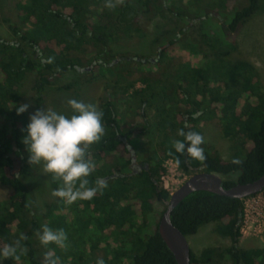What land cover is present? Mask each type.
Returning <instances> with one entry per match:
<instances>
[{"label":"trees","instance_id":"1","mask_svg":"<svg viewBox=\"0 0 264 264\" xmlns=\"http://www.w3.org/2000/svg\"><path fill=\"white\" fill-rule=\"evenodd\" d=\"M170 1L124 0L113 9L105 7L106 0L17 1L19 23L8 25L13 39L0 38V184L8 188L7 205L0 211V231L14 229L18 237L21 233L27 235L28 239L21 241L26 249L23 264H43L45 253L32 239L39 221L30 204L29 180L35 165L28 163L29 152L22 143L30 120L26 111L16 114V107L25 103L21 81L29 73L36 76L31 89L35 105L40 106L51 78L78 71L85 62L99 63L109 41L118 34H139L140 20L149 18L156 8L191 18L183 8L165 6ZM246 2L225 24L232 36L260 8V0ZM185 31L186 27L180 28L177 35L159 45L157 61L169 58V48L183 41ZM199 44L196 42L199 48L186 45L192 62L185 63V71L175 69L173 87V82L161 79H154V84L143 80L145 86L131 96L107 92L98 109L103 112L105 134L89 148V158L96 167L88 179L89 186H94L97 178H104L107 187L102 194L98 192L93 199L78 200L77 204L90 211L89 217L100 215L101 228L119 233L121 248L115 251L129 256L130 264H177L157 230L170 196L159 184L166 159L175 162L179 156V168L188 175L199 171L217 173L224 188L251 182L264 172V84L259 82L255 65L244 60L229 61L223 53L210 59ZM231 48L235 49L234 44ZM48 58H52L51 63ZM139 62L151 63L147 59ZM170 87L173 91L168 93ZM145 106H152L154 112L148 116ZM122 107L127 114L121 115ZM212 119L218 121L224 139L230 143L227 158L205 144L201 145L206 156L203 163L175 153L172 142L183 140L178 130L202 134L204 124ZM142 136L157 139L144 145L146 156L138 161L143 167L133 173L130 164L133 155H138L137 144ZM50 176L54 189L62 186L61 180ZM158 206L162 209L150 226L148 217ZM242 213L243 199L195 191L173 209L171 222L186 237L213 224L214 233L228 242L217 253L219 258L229 264H264V247L239 245ZM5 243L10 242L0 238V247ZM215 254L213 248H205L199 255L190 250V264H208ZM14 262L0 258V264Z\"/></svg>","mask_w":264,"mask_h":264},{"label":"rangeland","instance_id":"2","mask_svg":"<svg viewBox=\"0 0 264 264\" xmlns=\"http://www.w3.org/2000/svg\"><path fill=\"white\" fill-rule=\"evenodd\" d=\"M18 0H0V38L11 40L13 35L8 28L10 23H19L16 3ZM247 4L246 0H171L165 6L183 8L191 18H182L167 8L158 7L149 18L140 20L141 32L135 35L118 34L106 45V55L99 63L85 62L78 71H68L55 75L45 90V99L40 106L35 105L32 85L36 79L34 74H27L20 83V91L24 97V104H28L27 115L30 117L36 110L51 108L67 116L74 114L67 104L68 99H76L87 104H95L99 109L100 103L110 95L131 96L132 93L145 86L143 80L150 83L154 79H161L165 83H175V69L191 64L190 49L186 45L195 47L200 43L201 49L209 54L210 59L217 58L223 53L229 61L244 60L255 65L259 82L264 84V0H260L259 10L246 20L235 36L227 33L225 24L231 19L233 12ZM186 27L182 42L171 46L167 52L169 58L163 62L157 61L158 47L172 39L179 29ZM181 38V39H182ZM234 44L235 49H232ZM214 47V49L212 48ZM194 47V48H195ZM199 48V47H198ZM213 49V50H212ZM198 61V57H196ZM147 59L151 63H141ZM201 62V61H199ZM187 65H186V64ZM167 81V82H166ZM155 83V82H154ZM151 83V84H154ZM156 87L158 85H155ZM172 87L167 91L171 93ZM121 115L128 113L121 108ZM154 112L151 106H145V113L149 116ZM204 144L209 150H214L223 158L230 153V143L224 139L218 121L208 120L202 129ZM156 136L139 137L137 144V162L146 156L147 147ZM165 165V162L162 163ZM164 167V166H163ZM137 168H135L136 170ZM159 177V184L171 193L177 189L190 175L174 164L168 165ZM30 204L38 215L39 228L48 225L51 229H63L67 234L66 248L55 244L43 246L37 235L33 241L37 249L42 252H53L63 264H95L97 258H102L105 264H130L129 256L117 254L121 248L120 235L116 231L108 232L100 227L103 218L100 215L89 217L90 211L83 210V206L71 205L58 197H54L50 173H44L42 165H35L29 180ZM8 188L0 184V211L7 205ZM264 198V190L258 193ZM246 201V198L243 199ZM162 209L149 215L150 226H153ZM107 213V212H106ZM37 232V231H36ZM0 238H6L10 243L18 238L14 229L0 231ZM190 250L199 255L205 248H213L216 254L208 264H229L219 258L218 254L226 246L227 240L213 231V224L200 227L194 235L186 237ZM239 245L243 248L264 247V239L253 236H241ZM19 260L12 264H23L24 247L18 249ZM117 255L116 257H114Z\"/></svg>","mask_w":264,"mask_h":264},{"label":"clouds","instance_id":"3","mask_svg":"<svg viewBox=\"0 0 264 264\" xmlns=\"http://www.w3.org/2000/svg\"><path fill=\"white\" fill-rule=\"evenodd\" d=\"M124 0H106L105 7L113 9L123 4ZM48 63L52 58H48ZM67 104L74 114L67 116L51 108L36 110L29 117L27 135L22 138V143L29 152L30 165H42L44 173H50L62 181V186L53 190L52 195L64 200L71 205L77 200H91L98 192L102 194L107 187L104 178H97L94 186H89L88 177L95 170V162L90 159L89 148L98 143L105 134L102 123L103 112L95 104H87L74 98L68 99ZM29 105L21 104L16 107V114L27 111ZM178 136L173 143L175 153L187 155L191 159L203 163L206 160L202 134L194 131L178 130ZM169 155H172L169 152ZM238 163V161H233ZM177 167L180 165L179 156L175 159ZM40 243L47 247L55 244L66 248L67 234L63 229L53 230L48 225H42L35 233ZM28 239L21 233L12 243H5L0 247V258L19 260L17 254L21 248V241ZM26 251V249H24ZM43 264H59V257L53 252H45ZM95 264H105L102 258H97Z\"/></svg>","mask_w":264,"mask_h":264},{"label":"water","instance_id":"4","mask_svg":"<svg viewBox=\"0 0 264 264\" xmlns=\"http://www.w3.org/2000/svg\"><path fill=\"white\" fill-rule=\"evenodd\" d=\"M263 190L264 172L260 177L251 182L238 183L229 188L223 187L222 178L217 173L199 171L190 175L170 194L166 202V209L161 214L157 226L161 239L172 253L176 263L190 264V247L186 236H184L171 222V213L173 209L187 195L195 191H207L230 198L243 199L260 193Z\"/></svg>","mask_w":264,"mask_h":264},{"label":"built area","instance_id":"5","mask_svg":"<svg viewBox=\"0 0 264 264\" xmlns=\"http://www.w3.org/2000/svg\"><path fill=\"white\" fill-rule=\"evenodd\" d=\"M164 162L165 165H162L164 172L166 170L165 168H167L168 165L174 164L176 166L175 162L172 159H166ZM163 189L167 191L166 187H163ZM240 234L241 236H253L256 238L264 239V198H262L258 193L246 197V201L243 200V213L240 223Z\"/></svg>","mask_w":264,"mask_h":264},{"label":"flooded vegetation","instance_id":"6","mask_svg":"<svg viewBox=\"0 0 264 264\" xmlns=\"http://www.w3.org/2000/svg\"><path fill=\"white\" fill-rule=\"evenodd\" d=\"M133 173H136L135 168L141 169L143 166L137 162L136 157L133 155V162L130 164Z\"/></svg>","mask_w":264,"mask_h":264}]
</instances>
